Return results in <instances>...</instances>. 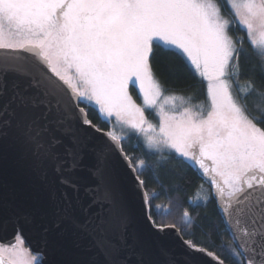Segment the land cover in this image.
Listing matches in <instances>:
<instances>
[{
  "label": "snow or ice",
  "instance_id": "obj_1",
  "mask_svg": "<svg viewBox=\"0 0 264 264\" xmlns=\"http://www.w3.org/2000/svg\"><path fill=\"white\" fill-rule=\"evenodd\" d=\"M234 25L264 76V0H0V228L14 229L0 242V264H43L39 250L24 246L25 229L67 256L59 264H157L153 243L176 228L152 214H171L179 195L152 204L159 193L141 178L151 165L124 152L126 133L93 124L78 106L84 101L105 123L114 118L142 136L147 149L198 165L213 192L198 190L190 202L217 199L235 264H264V84H240L249 53L244 37L230 34ZM157 49L182 56L206 85L202 101L165 95L153 68ZM117 151L135 174L138 208L115 176ZM180 220L193 234L187 209ZM184 243L188 264L195 253L224 264L214 251Z\"/></svg>",
  "mask_w": 264,
  "mask_h": 264
},
{
  "label": "trees",
  "instance_id": "obj_2",
  "mask_svg": "<svg viewBox=\"0 0 264 264\" xmlns=\"http://www.w3.org/2000/svg\"><path fill=\"white\" fill-rule=\"evenodd\" d=\"M221 4L223 6V0H221ZM230 34L234 37H244V46L249 53L247 57H241L240 84L243 85L247 80L252 79L257 87H260L264 84V76H261L258 70H254L257 59L246 33L239 26L234 25L230 29ZM168 66H172L176 70L169 72ZM153 68L158 81L163 84L165 92L183 95L186 98L192 96L194 97L193 103H198L204 99L205 84L194 74L181 55L157 49ZM248 99L250 106L257 101L254 95ZM79 104L85 108L88 119L92 120L93 124L99 129L109 131L110 122L105 123L94 107L85 102ZM148 112L150 111L146 113ZM123 149L125 153L144 159L146 164L151 165L141 174V178L146 181V190L155 189L159 193L157 198L152 200V204H167L169 196L179 195L181 199L179 206L173 207L171 214L167 216L156 215L155 210H153L152 218L156 223L162 225L175 224L185 240H192L197 246L214 251L225 264H235V257L228 247L234 246V243L229 231L226 230L215 200L212 198L206 204L203 200H196L195 203H191L189 200L190 197L196 196L198 190H200L201 195L211 193L193 166L175 152L169 150L157 152L147 149L138 134L133 132L127 134V139L123 141ZM154 176L159 178L160 183H157L156 179L153 178ZM161 185H164L168 191H164ZM184 209L189 211L195 222V226L191 229L193 233L191 235L188 234L187 226L180 220Z\"/></svg>",
  "mask_w": 264,
  "mask_h": 264
},
{
  "label": "water",
  "instance_id": "obj_3",
  "mask_svg": "<svg viewBox=\"0 0 264 264\" xmlns=\"http://www.w3.org/2000/svg\"><path fill=\"white\" fill-rule=\"evenodd\" d=\"M0 54L2 50H0ZM20 55L25 57H32L31 53L28 52H21ZM79 107L83 108L78 105ZM103 132H107L106 130L101 129ZM91 131V129H89ZM94 135L98 138L99 142H106V137L101 134V132H95ZM188 161L194 168V170L198 173V175L203 179L204 183L208 186L211 193L213 192V188L208 182L207 178L204 177L202 170L199 169L198 165L194 162ZM112 163L114 167V173L119 183L121 190L130 197L133 206L138 208L139 198L138 195L135 194V180H134V173L126 166L122 156L120 155L119 151L115 152L112 157ZM79 176L82 178V182H87V174L86 173H79ZM216 202V206L218 207L217 199L213 198ZM23 200V196L21 197ZM220 212V210H219ZM221 215V213H220ZM221 218L226 226V222L224 221L222 215ZM233 243L234 237L231 233V230H228ZM25 237V246L30 248L33 254H36L37 250L41 253V260L43 264H59L60 261L67 259V256L58 250H53L51 246L45 248L43 240L36 232L29 231L25 229L23 233ZM14 236V229L11 225L8 226L7 229L0 228V242H8L11 241ZM185 240L180 231L175 228H166L164 233H161L156 242L153 243V258L157 262V264H169V260L174 261L175 264H188V261L191 259L188 257V253L191 251L188 249L187 245L184 243ZM163 247L167 255L161 254L160 248ZM195 264H213L210 258L204 256L200 253H195ZM225 264V263H224Z\"/></svg>",
  "mask_w": 264,
  "mask_h": 264
},
{
  "label": "rangeland",
  "instance_id": "obj_4",
  "mask_svg": "<svg viewBox=\"0 0 264 264\" xmlns=\"http://www.w3.org/2000/svg\"><path fill=\"white\" fill-rule=\"evenodd\" d=\"M224 14H225L226 16H228L229 19H232V17H231V15L229 14V11H228L227 8H224ZM197 76H198V75H197ZM205 87H206V85H205ZM132 88L134 89V91H133ZM129 92H130V94L133 96V99L136 101L137 104H141V105L143 104L142 97H141L140 94L138 93V88H137L136 86H133V85L130 84V85H129ZM170 94H174V93H168V92H165V95H170ZM176 95H179V94H176ZM84 102H85V103H88L87 101H84ZM88 104H89V103H88ZM147 111H150V112L146 113ZM145 115H146L147 119H148L149 121H151L153 124H158V118H157V116L155 115L154 110H147V109H146V111H145ZM110 130H114L118 135L121 134L122 132H124V133H126V134H128V133L131 132V131L128 130L127 128L122 129L120 125H117V124L115 123V119H114V118H112L111 121H110V129H109V131H110ZM138 136L141 138V141L143 142V137L140 136V135H138ZM143 144H144V142H143ZM189 161H190V160H189Z\"/></svg>",
  "mask_w": 264,
  "mask_h": 264
}]
</instances>
